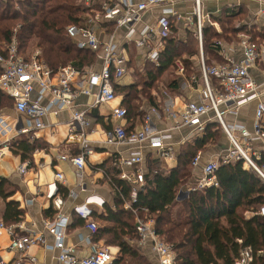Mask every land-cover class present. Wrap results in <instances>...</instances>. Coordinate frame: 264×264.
Returning a JSON list of instances; mask_svg holds the SVG:
<instances>
[{
	"label": "built area",
	"instance_id": "built-area-1",
	"mask_svg": "<svg viewBox=\"0 0 264 264\" xmlns=\"http://www.w3.org/2000/svg\"><path fill=\"white\" fill-rule=\"evenodd\" d=\"M206 1L209 0H192V12L186 15L178 9V0H79L87 11L79 24L70 25L67 28V34L78 49L96 54L97 60L101 62L97 72L92 69L82 74L71 65L54 72L40 60V52L27 57L21 55L18 42L15 40L2 45L0 92L14 101L13 109L19 115V120L8 123L4 113L0 112V134L20 136L34 130L44 129L45 118L51 107H55V114L65 109L68 110L71 115L69 119V135L71 136L68 141H75L80 133L82 151L75 156L63 155L60 159L69 161L76 168L78 177H83L87 158L93 153V149L84 139L91 123L87 117L88 111L78 110L76 101L80 95L90 96L94 93L95 106L114 102L117 99L114 84L128 73L127 61L119 53L118 45L103 41L99 32L104 25L111 23L117 28H126L125 37L130 39L136 33L135 25L142 21L143 16L159 9L161 14L156 25L146 26L141 32V38L135 41L138 48H148L146 56L148 62L159 66L161 54L165 49V39L169 37L172 28H176L179 22H185V31L193 33L200 47V76L193 75L186 80L183 64L180 61L176 62L177 74L183 78L181 88L186 90L192 87L198 92L199 99L197 101L189 99L180 112H175L173 99L168 97L163 106V113L178 119L174 129L190 127L197 134H202L207 124L210 123V121H205L204 117L212 114L211 122L216 121L220 124L233 146V149L220 160H210L204 165L202 180L196 186L186 190V198H189L193 191H204L207 188L218 186L216 171L220 165L235 161L243 160L248 168L254 170L264 182V163L258 164L250 155L251 142L262 141L264 144V82L255 80L251 73L258 62L264 61V42L259 43L247 35H241L238 47L243 58L239 62H235L229 53H225L226 44L222 41L216 42L219 55L223 56L222 62L207 65L203 51L204 29L211 26L219 31L220 24L216 19L221 17L224 9L237 12L242 7L248 9V2H256L263 6L264 0H210L224 4L219 5L220 9L214 12L207 11ZM260 13L264 14V11ZM45 98H50L49 104L44 103ZM252 102H257L253 133L243 126L229 127L225 120L226 116L237 114L242 107ZM159 111L156 107L153 108L144 117L140 130L127 132L125 126L122 125L116 126L106 134L109 143L137 148L125 164L140 166V171L136 174V182L139 185L145 181V174L141 169L144 162L143 147H149L163 159L173 157L174 149L171 144L167 143L171 136L166 133L167 131H159L155 122L161 119ZM112 117L125 120L127 110L118 106L113 109ZM23 118L27 124L21 126ZM11 143L8 138L2 143L0 159L4 156V151L11 148ZM201 156L200 154L195 156L192 161L193 167L200 164ZM25 170V166L20 168L21 173ZM121 178L131 181L130 176L126 174L121 175ZM56 179L63 182L64 176L58 173ZM137 196L138 190L134 188L131 192V200L135 201ZM53 204L60 211L64 206V200L61 197H55ZM103 204V199L92 197L86 204L76 207L75 211L81 218L90 219L93 212L90 206L101 207ZM124 208L127 211H133L131 202L125 203ZM262 214L264 215V210ZM67 226L68 220L65 216H60L57 222L48 226L49 232L55 237V248L61 251L58 264H115L116 257L108 247H97L93 253L83 258L73 255L71 250L65 248ZM87 228L92 234L97 231V225L91 222ZM15 230V226L8 227V232L12 236L10 249L17 254V257L12 261L0 258V264H39L31 250L37 247L52 249L47 245L44 235L32 233L21 235ZM134 233L139 237V247L145 248L148 244L152 245L151 249L157 256L158 264H175V253L172 247L157 234L154 220L138 219ZM252 261V251L245 249L235 264H250Z\"/></svg>",
	"mask_w": 264,
	"mask_h": 264
},
{
	"label": "trees",
	"instance_id": "trees-1",
	"mask_svg": "<svg viewBox=\"0 0 264 264\" xmlns=\"http://www.w3.org/2000/svg\"><path fill=\"white\" fill-rule=\"evenodd\" d=\"M86 11L79 0H0V53L2 45L15 40L21 55L25 56L29 42L35 38L40 60L52 71L71 65L85 74L97 64V56L91 51L78 49L69 38L67 28L79 24ZM247 15L246 7L237 12L224 9L220 18H214L222 32L211 26L204 29L203 51L207 65L222 61L216 46L218 40H236L243 33L254 41L264 42V31L259 33L261 30L245 24ZM182 36L179 28L173 27L165 39L159 66L147 62L142 70L136 71L134 85L121 87L114 84L115 94L123 97L122 107L127 110V132L134 130L131 128L143 114L140 110L142 102L158 106L153 91L159 92L161 87L168 92L178 91L183 79L175 74L177 61L183 64L187 78L199 76L192 59L195 54L198 57V41L194 36L184 40ZM192 43L196 52L191 49ZM5 106L13 108L14 101L0 92V109ZM218 130L223 131L218 122L208 123L205 131L181 151L178 164L172 169H162L160 163L149 160V172L135 201L130 199V189L118 177L117 168L103 165L107 173L112 174V183L125 188L123 197L117 194L115 206L105 203L104 213L92 212L90 219L75 213L74 216L80 220V226L89 222L97 225L94 240H104L107 246L120 249L115 264L149 262L129 242L138 216L143 220H154L157 234L175 253V264H235L245 249L252 251L250 264H264V215L261 214L264 182L254 170L245 167L243 160L220 165L216 171L218 187L196 190L187 200H177L178 191L192 175L187 171H193V159L199 150L214 141ZM41 144V140L27 134L13 141L11 150L27 160L37 148H45ZM13 194L10 182L0 177V197L6 202L3 220L7 226L19 224L24 216L18 202L8 201ZM124 199L131 202L133 211L124 210ZM246 213L251 216L247 217Z\"/></svg>",
	"mask_w": 264,
	"mask_h": 264
},
{
	"label": "crops",
	"instance_id": "crops-1",
	"mask_svg": "<svg viewBox=\"0 0 264 264\" xmlns=\"http://www.w3.org/2000/svg\"><path fill=\"white\" fill-rule=\"evenodd\" d=\"M219 5L223 6L224 4L210 0L206 1L208 12H214L215 10L220 9L219 7L221 6ZM192 6V0H178V9L186 15H189L192 12ZM262 11H264V5L261 6L256 2H248V15L247 19L244 21L245 24L251 28L256 27L258 30H261L264 26V14L260 13ZM160 14L161 11L159 9L145 14L142 21L135 25L136 33H134L130 39L125 37L127 34L126 28H117L111 23H107L104 25V28L100 30L99 34L101 39L105 42H112L115 45H118L119 53L127 61L128 73L126 76L118 80L115 85L128 87L136 83V81L130 76L132 72L135 70H142L147 64L148 61L146 60V56L148 48H138L135 45V41L141 38V32L146 26L152 27L156 25V21ZM184 25L185 22H179L177 27L179 28L180 34L185 35L186 31L182 28ZM221 30L222 29L219 26L218 32H222ZM241 35L245 34H239L236 40H218L226 44L225 53H229L235 62H239L243 58L241 50L238 47V41ZM219 56L223 61V56ZM100 66L101 62L97 61V64L92 69L97 72L100 69ZM195 67L200 73L198 61L197 63L195 62ZM92 69H89V71ZM251 73L255 80L258 82H264V61L258 62ZM176 75L180 77L177 74V71ZM186 80H188L187 77ZM182 81L178 91L175 90L168 92L163 87H161L159 92L153 91V94L156 95V99H158V106H151L147 101L142 102L140 110L143 114L137 119L133 128H131L134 130H140L144 123V117L156 107L161 113V119L155 120L158 130L167 131L166 133L171 136L167 143L171 144L174 149L172 158L163 159L149 147H143L142 154L144 162L141 169L145 175L149 172V160L160 163L162 169L165 170L176 167L181 151L189 146L197 136L201 135L197 134V132L190 127L174 129V127L177 126L178 119H175L171 115L163 113L162 111L165 100L168 97L173 99L175 112H180L189 99L193 101L199 99L198 92L192 87H188L186 90L181 88ZM192 89L194 91H192ZM122 99L123 97L118 95L117 99L112 103L95 106L94 93L90 96L80 95L78 97L76 108L80 111H88L87 117L91 123L90 128L86 131L84 139L93 149V153L87 158V164L83 177L81 178L78 177L76 168L69 161L60 159L63 155L74 156L82 151V139L80 138V133L78 134V139L73 142L68 141L71 136L69 135V119L71 115L66 109L55 114V107H51L49 114L45 118V128L34 130L29 133L33 138L41 140V145L45 146V148H37L29 159L23 160L21 155L15 154L11 148L4 151L5 154L0 159V177L7 179L10 182L11 187L14 189V194L8 199V201L18 202L20 204V209L24 211L23 220L17 225L10 226H15V231L21 235L27 233L44 235L47 245L52 247V249H49L48 247H37L31 250V253L37 257L39 264H58V256L61 251L55 248V237L49 232L48 226L57 222L60 216H65L68 220V226L65 233V248L71 250L73 255L83 258L93 253L97 247H108L115 257H117L120 249L115 246H107L104 240H94L93 234L87 228L88 225L80 226L78 223L80 220L75 218L74 213L76 215V207L86 204L88 199L92 197L103 199L104 204L108 203L111 206H115V196L117 194L123 197L125 188L116 187L112 183L113 176L112 174L110 175L107 173L105 170L106 168H104L103 165H106V167L112 166V168L115 169L117 168L119 171L118 177L124 182V186L130 189V199L132 190L136 188L139 193V190L144 185V183L139 185V183L136 182V174L140 171V166L125 164V161L131 156L132 152L137 150V148L135 146L109 143L106 137L107 132L116 126L123 125L125 128L129 127V125H127V119L119 120L112 117L113 109L122 106ZM49 102L50 98H45L44 103L49 104ZM256 105L257 102H252L242 107L237 114L227 115L225 118L227 125L231 128L234 126H243L253 133ZM13 108L10 112H5L3 110L0 111L4 113V117L8 120V123H13L17 119L19 120V115ZM211 118L212 114L204 117V120L211 122ZM21 122V126L27 124L24 118ZM22 136L23 135L13 136V134L4 136L0 134V146L7 138L13 142L20 139ZM232 149L233 146L227 138V135H225V139H223L217 147L212 148L208 154L203 155V151L199 150L197 155H202L201 162L197 167L192 166L194 174L187 179L186 184L178 191V202L187 200L188 198H186L185 195L186 190L190 187L196 186L199 181L202 180L203 167L207 162L212 159H219L220 156L226 155ZM250 149V155L253 159L258 164H263V142H251ZM24 166L26 167V170L24 173H21L20 168ZM245 167L248 168L246 164ZM58 173L64 176L63 182L56 179ZM123 174L130 176L131 181L122 179L121 175ZM55 197H61L64 200V206L60 211L54 207L53 200ZM125 203H129V201L124 199V204ZM103 206L91 205L90 208L93 212L102 214L104 213ZM5 207L6 202L0 197V258L5 261H12L17 257V254L10 249L12 236L8 232L9 226L5 225L6 223L3 220ZM124 210L127 211L125 208ZM263 210L264 208L262 209L261 214ZM246 216L250 217L251 214L246 213ZM138 219H140L139 216ZM98 225L101 226V223L98 222ZM135 227L129 236V242L135 245L145 258L153 254L155 256L154 260L157 264V256L152 251L151 244H148L145 248L139 247V237L134 233ZM148 260L149 264L150 262H153V259L150 260L149 258Z\"/></svg>",
	"mask_w": 264,
	"mask_h": 264
},
{
	"label": "rangeland",
	"instance_id": "rangeland-1",
	"mask_svg": "<svg viewBox=\"0 0 264 264\" xmlns=\"http://www.w3.org/2000/svg\"><path fill=\"white\" fill-rule=\"evenodd\" d=\"M243 24V23H242ZM191 27V29L193 28V26L191 25L190 26ZM183 29H184V27H182ZM264 31V26L262 27V29H261V31L259 32V33H261V32H263ZM183 36L181 37V39H186L188 36H192L193 37V35L191 34V32L190 31H186V33H185V35L184 34H182ZM193 38H195V37H193ZM196 39V38H195ZM37 43H38V41L34 38V40H32L31 42H29V44H28V48H27V51H25V56H27V57H30V56H32V55H34L35 53H37V52H39V48L37 47ZM198 46H199V43H198ZM2 47V46H1ZM191 49H192V51L193 52H196L195 50H194V43H192L191 44ZM206 56V55H205ZM193 62L195 63H197V61H198V63H199V60H200V47H199V51H198V57H197V55L195 54L194 56H193ZM136 71L137 70H135L134 72H132V74H131V78L134 80V81H136L137 80V78H136V76H135V73H136ZM195 72H198V70L196 69V71ZM176 74V73H175ZM1 110H3V111H5V112H10L11 110H12V107H4V108H1L0 109V111ZM225 133L222 131V130H218L217 132H216V137L214 138V141H212L207 147H204L203 149H202V151H203V155H205V154H208V152H210V150L212 149V148H215V147H217L218 146V144H220V142L223 140V139H225V135H224ZM212 146V147H211ZM221 157L222 156H220V158L218 159V160H220L221 159ZM216 159V158H215ZM212 160H214V159H212ZM217 160V159H216ZM191 172V174H194V172L193 171H191V170H189L188 169V171L187 172ZM191 174H189V175H191ZM155 256L153 255V254H151V255H149V256H147V260L150 258V260H152L153 259V262H150L151 264H156V261L154 260L155 258H154ZM149 261V260H148ZM148 264H149V262H148ZM158 264V263H157Z\"/></svg>",
	"mask_w": 264,
	"mask_h": 264
}]
</instances>
